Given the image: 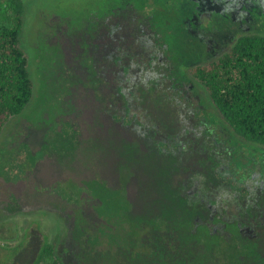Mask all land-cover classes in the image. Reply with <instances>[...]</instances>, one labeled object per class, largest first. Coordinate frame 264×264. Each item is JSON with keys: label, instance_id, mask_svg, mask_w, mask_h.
<instances>
[{"label": "rangeland", "instance_id": "1", "mask_svg": "<svg viewBox=\"0 0 264 264\" xmlns=\"http://www.w3.org/2000/svg\"><path fill=\"white\" fill-rule=\"evenodd\" d=\"M23 2L34 96L0 135V259L31 264L48 238L64 264H264V147L233 134L187 73L264 36V0L263 30L241 12L188 31L186 0ZM117 23L144 28L142 66L155 51L134 95L143 137L106 109L122 108L103 75L104 26ZM227 171L238 188L247 180L236 203L215 177Z\"/></svg>", "mask_w": 264, "mask_h": 264}, {"label": "trees", "instance_id": "2", "mask_svg": "<svg viewBox=\"0 0 264 264\" xmlns=\"http://www.w3.org/2000/svg\"><path fill=\"white\" fill-rule=\"evenodd\" d=\"M23 0H0V135L34 96L30 57L23 48ZM222 122L242 141L264 147V36L240 38L213 62L190 69ZM0 264H8L0 259ZM31 264H64L57 240L45 238Z\"/></svg>", "mask_w": 264, "mask_h": 264}, {"label": "flooded vegetation", "instance_id": "3", "mask_svg": "<svg viewBox=\"0 0 264 264\" xmlns=\"http://www.w3.org/2000/svg\"><path fill=\"white\" fill-rule=\"evenodd\" d=\"M144 1H146L148 4H150L151 2V0ZM155 1L156 0H152V2ZM186 3L189 6L186 9L187 11L185 13V20H183L180 29L186 28L187 31L190 30L189 28H193L194 30L197 28L200 29L203 23L202 19L207 18L215 23L218 19L225 18L229 14H231V17L234 18L235 14L245 12L248 15V19L251 25L252 23L257 25L256 28H259V26H261L260 28L263 30V0H186ZM192 4H194V6ZM133 13L136 14L134 11ZM191 14L194 15L191 17ZM118 18L120 20H123V15L119 13ZM105 24H107L106 19ZM104 27L106 66H104L105 72H103V75L105 76L104 78L107 80V82H110L114 85L116 95H118L122 107L121 109L118 108V105L114 104L113 100L109 99V104H106V109L109 110V112L112 110L114 111L115 109L116 112H123L124 116H122V123L123 121L127 122V125L125 127H130L132 131L135 129V132L138 133L141 137H143V133L141 132V130H138V127H134V118L135 116H140L142 117V119H144L143 117H146L148 115L146 114V109L142 104L143 102L141 103V97H135L134 95H136V93L137 95L143 94L142 89L146 84V81L150 78L151 73H153L152 69L154 64L156 63V60L152 58L155 54V51H153V54L150 58L151 60H149L152 63V66H142V63H145V52L149 51L150 47H152V43L150 42L148 36H145L144 34L146 33L144 28L140 30L138 28H132L130 31H127L125 33V29L118 23L116 25H107V27ZM253 35L263 37V35H260L259 33ZM245 36L239 37L234 43V45L240 38ZM217 37L218 35L216 36V34L213 32L210 36L208 35V39L206 41L202 40V42L204 41L206 43H213L219 40ZM114 42L116 46L113 49L111 45ZM142 53L143 55L140 56V54ZM196 66L189 68L187 72L192 80L194 79L190 75V69ZM136 69H139V76H132L131 73ZM123 88L126 91H123ZM138 108L140 110L139 113L135 112V110ZM111 117L114 118L115 121L121 120L119 118H116V116L114 115H112ZM130 117L133 118V121L128 119ZM137 119L138 122H140L138 117ZM230 175L231 172L229 173V171L223 173L216 172L215 177L221 180L222 182L226 183L227 191H229L230 194L228 195V199H231L236 203V201H238L239 199L237 198V194L233 193V190H245V184L247 180H244L245 182L241 181L242 188H238L234 186V182L236 183V181L238 182V180L234 179L233 182L232 180L227 179L228 177H230Z\"/></svg>", "mask_w": 264, "mask_h": 264}]
</instances>
